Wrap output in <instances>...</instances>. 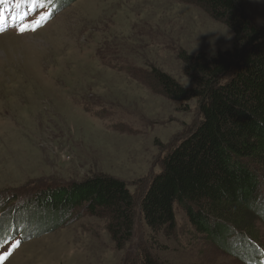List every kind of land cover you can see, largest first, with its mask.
Masks as SVG:
<instances>
[{
	"label": "rangeland",
	"instance_id": "rangeland-1",
	"mask_svg": "<svg viewBox=\"0 0 264 264\" xmlns=\"http://www.w3.org/2000/svg\"><path fill=\"white\" fill-rule=\"evenodd\" d=\"M241 2L264 26V0ZM0 13V204L37 221L0 248V264H130L112 220L86 206L65 216L48 195L97 175L142 192L200 120L197 101L170 100L157 75L192 88L180 57L229 51L233 34L196 0H4ZM140 221L136 252L152 234ZM195 234L176 214L174 237L149 253L166 264H246L238 244L224 251ZM254 236L264 250V219Z\"/></svg>",
	"mask_w": 264,
	"mask_h": 264
},
{
	"label": "trees",
	"instance_id": "trees-1",
	"mask_svg": "<svg viewBox=\"0 0 264 264\" xmlns=\"http://www.w3.org/2000/svg\"><path fill=\"white\" fill-rule=\"evenodd\" d=\"M196 1L231 31L232 49L182 55L192 88L161 74L157 81L174 102L196 100L199 122L162 157L159 173L142 192L133 195L123 181L97 175L50 193L51 208L66 216L86 206L91 215L108 217L113 223L107 231L119 249L129 247L130 264H166L149 250L162 236L174 237L180 213L213 246L228 251L238 244L236 253L246 264H264V250L253 246L256 223L264 219V26L249 18L241 0ZM8 214L1 203L0 223L10 221L0 225V248L34 232L36 220L17 210L10 219ZM138 219L152 234L150 245L136 252L130 244Z\"/></svg>",
	"mask_w": 264,
	"mask_h": 264
},
{
	"label": "snow or ice",
	"instance_id": "snow-or-ice-1",
	"mask_svg": "<svg viewBox=\"0 0 264 264\" xmlns=\"http://www.w3.org/2000/svg\"><path fill=\"white\" fill-rule=\"evenodd\" d=\"M4 2V0H0V4H2ZM42 2V0H32V3H34V4H39V3H41ZM43 19V18H42ZM0 20H2V13H0ZM19 31H25V30H27V29H25L23 26L20 28V29H18ZM33 31L35 30V28H33L32 29Z\"/></svg>",
	"mask_w": 264,
	"mask_h": 264
}]
</instances>
